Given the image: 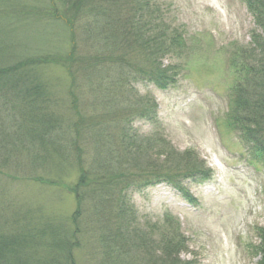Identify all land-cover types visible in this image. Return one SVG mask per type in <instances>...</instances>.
<instances>
[{
	"label": "trees",
	"instance_id": "1",
	"mask_svg": "<svg viewBox=\"0 0 264 264\" xmlns=\"http://www.w3.org/2000/svg\"><path fill=\"white\" fill-rule=\"evenodd\" d=\"M18 1L0 0V19L13 20L9 27L44 20L64 29L72 43L64 55L42 52L46 54L22 58L0 41V110L12 121L11 126L0 124V169L7 162L14 171L21 157L36 162L74 159L81 174L70 190L77 202L72 221L77 225L90 193L92 222L107 264H190L181 259L188 245L179 222L165 216L154 246L150 233L157 229L139 225L123 193L164 181L191 200L185 180L202 182L212 176L199 152L180 151L161 130L156 135L140 134L134 125L137 120L159 124L155 100L140 94L135 85L151 83L167 89L176 84L183 67L173 61L189 48L184 33L170 24L158 0H36L27 6ZM244 2L258 29L247 44L235 45L229 58L234 80L228 119L252 158L264 162V0ZM51 61L66 66L71 82L64 111L53 105L54 96L39 72ZM107 80L112 84L107 86ZM95 86L103 96L84 98L97 92ZM97 100L102 109L115 113L95 116L90 108ZM0 216L8 221L0 227V264H27L21 252L31 235L22 233L2 203ZM56 229L50 228L51 237ZM258 240L255 264H264V225ZM60 243L63 256L57 264H74L76 238Z\"/></svg>",
	"mask_w": 264,
	"mask_h": 264
},
{
	"label": "rangeland",
	"instance_id": "2",
	"mask_svg": "<svg viewBox=\"0 0 264 264\" xmlns=\"http://www.w3.org/2000/svg\"><path fill=\"white\" fill-rule=\"evenodd\" d=\"M33 1L18 3L27 6ZM158 1L170 24L184 33L189 48L182 58L172 59L183 67L175 85L167 89L151 83L135 85L140 94L147 93L155 100L159 124L137 118L134 125L140 134L156 135L161 130L180 151L194 149L213 172L202 182L185 180L191 200L164 181L123 193L139 225L149 231L157 229L150 233L154 246V237L168 215L179 222L187 241L181 259L190 264H255L259 259L258 231L264 225V162L252 158L228 114L234 80L229 58L235 45L247 44L258 27L244 0ZM9 22L13 24L9 18L0 19V41L22 58L34 53L64 55L71 49L67 32L54 23L39 19L9 27ZM39 72L54 96L53 105L64 111L71 83L66 66L51 61L40 66ZM111 84L107 80V86ZM96 90L84 98L103 96ZM90 111L100 119L115 113L102 109L100 100ZM0 121L5 126L12 124L1 110ZM20 160L14 171L1 161L0 204L22 233L31 235L21 258L27 264H45L56 257L50 264H57L63 256L60 242L74 237V264H107L99 231L92 222L90 193L85 195L77 225L72 221L77 202L70 190L79 183L81 167L72 163L74 159ZM109 189L115 191L111 185ZM0 220V227L8 224L1 216ZM51 227H57L55 237H51Z\"/></svg>",
	"mask_w": 264,
	"mask_h": 264
}]
</instances>
